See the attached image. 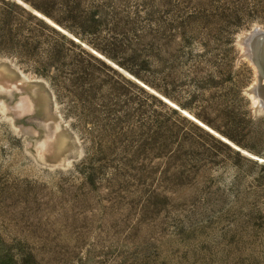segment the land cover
<instances>
[{"label":"rangeland","instance_id":"obj_1","mask_svg":"<svg viewBox=\"0 0 264 264\" xmlns=\"http://www.w3.org/2000/svg\"><path fill=\"white\" fill-rule=\"evenodd\" d=\"M259 26L264 0H0V264H264Z\"/></svg>","mask_w":264,"mask_h":264},{"label":"water","instance_id":"obj_2","mask_svg":"<svg viewBox=\"0 0 264 264\" xmlns=\"http://www.w3.org/2000/svg\"><path fill=\"white\" fill-rule=\"evenodd\" d=\"M264 40V28L255 27L243 37H241V42L244 44L245 55L250 62L255 66L257 70V82L249 88L247 91L257 100L256 109L264 110V61L260 60L259 56H254V48L257 49V46ZM254 46V47H253ZM259 48V46H258Z\"/></svg>","mask_w":264,"mask_h":264},{"label":"trees","instance_id":"obj_3","mask_svg":"<svg viewBox=\"0 0 264 264\" xmlns=\"http://www.w3.org/2000/svg\"><path fill=\"white\" fill-rule=\"evenodd\" d=\"M10 4L13 5V2H11ZM14 5H15V4H14ZM15 6L17 7V5H15ZM42 11L45 12V13H48V12H46L44 9H43ZM96 21L98 22V19H96V18H94V17L92 16V20H91V28H94V27H95V25H96L95 22H96ZM14 23H15L16 27L20 28L19 23L16 21V19H15L14 16H13V24H14ZM13 36H14V35H13ZM61 36L65 38V35H62V34H61ZM228 117H229V118L235 123V125H237V124L240 125V123L242 122L240 116H239L238 114L234 113V112H233L231 115H229ZM201 118H202L203 120L209 122V121L206 120L204 117H201ZM212 125H213V124H212ZM218 129H220V128H218ZM223 132H224V134H226V135H228L229 137L233 138V137L230 136V134H228L226 131H223ZM262 143H263V141H262Z\"/></svg>","mask_w":264,"mask_h":264},{"label":"bare ground","instance_id":"obj_4","mask_svg":"<svg viewBox=\"0 0 264 264\" xmlns=\"http://www.w3.org/2000/svg\"><path fill=\"white\" fill-rule=\"evenodd\" d=\"M260 27V26H259ZM259 46V48H258ZM257 46V49L254 48L255 50V53L253 54L254 56H259L260 60L264 61V40L262 42H260V44ZM254 47V46H253ZM253 65V64H252ZM254 69H255V73H256V79H257V70L255 68V66L253 65ZM262 74L264 71H261ZM264 75V74H263ZM257 82V81H256Z\"/></svg>","mask_w":264,"mask_h":264}]
</instances>
